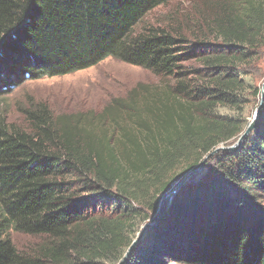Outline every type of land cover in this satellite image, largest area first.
Returning <instances> with one entry per match:
<instances>
[{
  "label": "trees",
  "instance_id": "obj_1",
  "mask_svg": "<svg viewBox=\"0 0 264 264\" xmlns=\"http://www.w3.org/2000/svg\"><path fill=\"white\" fill-rule=\"evenodd\" d=\"M174 1L0 0V97L106 58L172 80L150 124L108 130L42 102L22 125L0 117V264H117L163 195L246 129L264 88V0H200L189 35L134 33ZM212 159L125 264H264V101L238 149ZM10 231L34 242L18 250Z\"/></svg>",
  "mask_w": 264,
  "mask_h": 264
},
{
  "label": "rangeland",
  "instance_id": "obj_2",
  "mask_svg": "<svg viewBox=\"0 0 264 264\" xmlns=\"http://www.w3.org/2000/svg\"><path fill=\"white\" fill-rule=\"evenodd\" d=\"M199 1H174L156 8L133 31L137 33L143 27H159L172 34L187 33L188 27H192L191 23L196 20V15L200 10ZM194 32L196 33V30ZM194 36L195 39L202 38L200 34ZM171 83L170 78L156 76L140 67L106 58L95 66L72 74L24 80L0 97V117L6 118L12 124L22 125L21 110L42 102L49 107L54 116L87 118L91 120L92 125L103 123L108 130L117 129V125L133 127L138 120L150 124L153 119L149 110H152L154 114H159L163 105L172 104V99L167 94ZM252 102L245 113L246 127L252 121L258 107L257 101ZM237 139L232 140L228 145L231 146ZM228 145L222 144L219 147ZM217 157L219 158L220 155ZM207 160L208 158L202 167L199 165L190 171H196V173L187 181L201 176L206 168L208 170L216 168L215 159ZM148 222L150 220L146 223ZM142 227L143 225L139 232ZM9 238L18 250H23L34 242V238L12 231L9 232Z\"/></svg>",
  "mask_w": 264,
  "mask_h": 264
},
{
  "label": "water",
  "instance_id": "obj_3",
  "mask_svg": "<svg viewBox=\"0 0 264 264\" xmlns=\"http://www.w3.org/2000/svg\"><path fill=\"white\" fill-rule=\"evenodd\" d=\"M264 87V86H263ZM263 101H264V91L262 90L261 95H260V102L258 107L255 110L254 116L252 118V121L249 122V124L247 125L246 129L244 130L243 134H241L237 141L232 144L231 146H227V147H217L215 148L210 154H208L206 156V158L202 161V163L200 164L202 167V165L204 164V162L206 161L207 158H209L210 156L214 155L215 153H218L219 151H226V152H232L235 151L236 149H238V147L241 145L242 141L244 140V138L252 131V129L255 126V123L257 121V117L258 114L263 106ZM194 173H196V171L190 172L187 175H185L183 177L182 180H180L175 186L172 187L171 190H169L168 192H166L163 197L161 198L159 207L156 211V213L151 217L150 222L145 223L141 229V231L139 232V234L136 236V238L133 240V242L131 243L130 247L128 248V250L126 251V253L124 254V256L121 258V260L117 263V264H125L128 256L130 255L131 250L139 243V241L141 240L143 233L145 232L146 229L151 228L156 226L161 220L162 218L165 216V214L167 213L168 208L170 207L175 193L176 191L189 179V177H191L192 175H194Z\"/></svg>",
  "mask_w": 264,
  "mask_h": 264
}]
</instances>
